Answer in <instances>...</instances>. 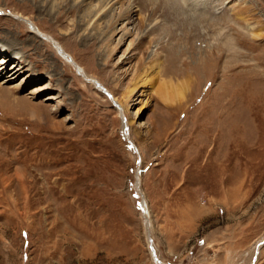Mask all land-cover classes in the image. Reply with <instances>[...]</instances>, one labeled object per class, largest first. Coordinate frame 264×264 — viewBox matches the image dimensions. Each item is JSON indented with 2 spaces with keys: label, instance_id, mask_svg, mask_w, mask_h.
<instances>
[{
  "label": "rangeland",
  "instance_id": "374dc122",
  "mask_svg": "<svg viewBox=\"0 0 264 264\" xmlns=\"http://www.w3.org/2000/svg\"><path fill=\"white\" fill-rule=\"evenodd\" d=\"M165 1L0 0V264H264V0Z\"/></svg>",
  "mask_w": 264,
  "mask_h": 264
},
{
  "label": "bare ground",
  "instance_id": "6f19581e",
  "mask_svg": "<svg viewBox=\"0 0 264 264\" xmlns=\"http://www.w3.org/2000/svg\"><path fill=\"white\" fill-rule=\"evenodd\" d=\"M103 2V0H101V3ZM109 2V1H108ZM111 2V1H110ZM164 2H166L165 0H164ZM148 3V2H147ZM54 4V3H53ZM52 4V6L51 7H53L54 5ZM110 4V3H109ZM106 5H108V4H106ZM103 8V4H102V6L98 9V11H100L101 9ZM91 11V10H90ZM89 11V12H90ZM97 11V12H98ZM87 15V17L89 16V14H86ZM91 15V14H90ZM129 15H131V11H125V12H121L120 13V15L118 16V18L117 19H119V20H123V19H125L126 17H128ZM19 18V17H18ZM20 19H22V20H24V21H26L27 23L29 22V23H31L26 17H24V16H22V17H20ZM118 22V21H117ZM117 22H112V24H116ZM112 27V26H111ZM33 29L36 31V27H34L33 26ZM37 31H38V29H37ZM41 35H43L42 33H41ZM44 36V35H43ZM7 52H8V50H6L3 46H0V73L1 74H3V73H5V71H6V66H8V65H10V64H12V62L13 61H18L20 64H17V63H14V65H16L17 64V66H22L23 68H24V65H23V62H22V60H21V57H18V54H16V53H13L12 54V56H11V60L10 61H7L6 59L7 58H4V56L7 54ZM61 53L62 54H64V56H66V57H68L69 55H66L65 53H64V51L62 50L61 51ZM70 57V56H69ZM68 59V58H67ZM71 59H72V57H71ZM72 61H73V59H72ZM16 68V67H15ZM81 72V71H80ZM1 74H0V76H1ZM2 77V76H1ZM91 82H93V80H90ZM94 83H95V81H94ZM97 83V86L98 87H100V89H102L103 90V92H105L104 91V89L102 88V86L98 83V82H96ZM163 89H165V90H167L169 87H171V88H174L173 86V84L172 83H164L163 84ZM1 87V86H0ZM188 87V86H187ZM131 92H133V91H131ZM130 92V93H131ZM160 97H161V99L164 101V102H166V103H178V102H181L183 99H184V94L182 93L181 95H179L178 97H176V98H171L168 94H166L165 93V91H163V92H161L160 93ZM121 104V103H120ZM173 105V104H172ZM120 107H121V105H120ZM126 127V126H125Z\"/></svg>",
  "mask_w": 264,
  "mask_h": 264
},
{
  "label": "water",
  "instance_id": "95a60500",
  "mask_svg": "<svg viewBox=\"0 0 264 264\" xmlns=\"http://www.w3.org/2000/svg\"><path fill=\"white\" fill-rule=\"evenodd\" d=\"M106 93H108V92H106ZM110 97H112V96L110 95Z\"/></svg>",
  "mask_w": 264,
  "mask_h": 264
}]
</instances>
